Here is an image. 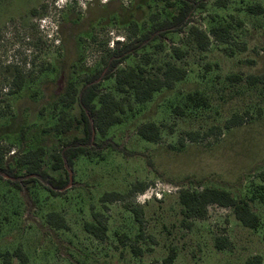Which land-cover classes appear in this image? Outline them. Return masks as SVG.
I'll use <instances>...</instances> for the list:
<instances>
[{
  "label": "rangeland",
  "instance_id": "rangeland-1",
  "mask_svg": "<svg viewBox=\"0 0 264 264\" xmlns=\"http://www.w3.org/2000/svg\"><path fill=\"white\" fill-rule=\"evenodd\" d=\"M193 1L204 6L193 12L189 24L119 66L141 67L146 77H160L165 63L171 62L187 71L185 79L142 105L130 97L132 110L103 138L112 148L101 150L95 145V156L77 157L68 171L71 181L62 195L53 197L45 182L23 183L25 167L17 161L42 147V170L52 178L65 179L63 170L52 169V155L63 143L81 137L82 129L75 126L62 136L47 131L63 112L68 118H79L76 104L64 108L58 102V81L64 88L73 82L80 89L85 75L103 67L102 60L116 41H126L135 30L141 35L153 21L169 20L179 4L176 0H0V161L23 183L17 190L0 181L4 204L0 205L4 226L0 255L20 247L28 264H165L174 251L172 264H245L254 255L264 264L260 176L264 173V87L246 82L249 75L264 76V15L245 10L253 4L264 7V0ZM215 26L228 28L229 42L211 40L206 51H199L190 28L208 33ZM173 47L186 56L175 60ZM17 71L24 75V84L17 94L9 95ZM231 75L240 81L228 80ZM100 92L123 98L115 90L114 78L103 81ZM196 92L207 99V106L194 107L187 101ZM176 108L183 115H177ZM236 114L245 123L225 130L224 123ZM147 122L160 127L156 144L141 141L136 134ZM186 132L210 134L180 147L178 139ZM104 140L96 136L95 143ZM136 182L146 186L144 192L154 189L162 196L145 204L135 200L138 194L127 198L143 210L140 239L138 225L122 203L100 202L105 193L127 194ZM207 187L226 190L246 202L259 218L258 228L243 227L232 209L217 206L208 208L204 220L187 226L178 192ZM50 212L63 216L70 230L49 228L45 219ZM94 212L106 224L103 242L83 233V223L93 222ZM122 233L128 241L121 243ZM216 238L228 240L226 249L215 248ZM11 264L20 263L11 258Z\"/></svg>",
  "mask_w": 264,
  "mask_h": 264
},
{
  "label": "trees",
  "instance_id": "trees-1",
  "mask_svg": "<svg viewBox=\"0 0 264 264\" xmlns=\"http://www.w3.org/2000/svg\"><path fill=\"white\" fill-rule=\"evenodd\" d=\"M179 4L178 11L169 20L153 21L150 28L136 35V30L133 35L129 36L126 41H116L111 51L103 58V67L93 73L83 77L80 89H77L73 82H70L65 88L62 80L58 81V102L64 108H70L76 104L79 109V118L74 120L68 118L66 113H61L57 123L48 132H53L58 136L65 135L73 127H81L82 136L73 137L72 140L63 143L58 151L52 155V169L54 171L63 170L65 179H55L50 177L42 170V160L44 149L38 147L35 150H30L22 155L18 161V166L25 167L26 181L23 183L35 184L37 181L45 182L47 191L53 197H59L70 182L69 170H72L74 161L77 157H93V148L96 145L98 149L112 148V144L104 139L110 128L115 125H120L123 122V116L127 111L132 110L133 102L142 105L152 100L155 93L162 89H172L174 85L185 79L187 71L184 68L178 67L171 62L165 63L162 68L160 77H146L145 71L141 68L120 69L122 62L149 46L152 42L164 38L169 33L179 32L187 24L193 12L197 8H202L204 5H197L193 0H176ZM173 6V3H168ZM246 12L251 15H264V7L260 4L248 5ZM190 35L193 36L196 47L199 51H206L211 40L217 43L226 44L229 42L231 35L225 26L212 27L208 33L201 31L195 27L190 28ZM244 47L241 48L243 50ZM172 56L175 60H182L186 56V52L178 47H173ZM114 78L115 90L123 95V98L116 100L110 94H102L100 92V84L103 81ZM231 81H240V78L231 75L227 77ZM246 82L250 86L260 84L264 87V76L249 75ZM24 75L17 71L11 81V90L9 95L17 94L23 87ZM97 100L96 105L95 101ZM187 101L194 107L207 106V99L199 93H193L187 96ZM177 115H183V110L176 108ZM242 115H233L225 123L223 128L229 130L231 128L244 124ZM172 131V127H169ZM137 136L141 141L146 143L156 144L160 141V127L153 122L141 124L137 131ZM210 133L200 135L198 132H186L178 139L180 147L185 145V142L195 143L203 137H207ZM96 136L102 138L100 143L96 142ZM104 138V139H103ZM262 182H264V173L260 174ZM15 171L6 167L0 161V181L8 182L14 189H22V181L18 180ZM27 187V186H26ZM146 186L141 182L132 184L128 193L110 192L105 193L100 197L102 204L122 203L123 208L133 215L134 221L138 225L139 232L137 239L143 237V210L130 202L127 198L133 195H140L145 191ZM137 195V196H138ZM135 197V200L137 198ZM156 200V199H155ZM178 202L182 207V216L190 226L194 220L202 221L207 217L208 208L217 206L220 208L232 209L235 219L240 224L248 229L255 230L259 226V218L252 213L248 204L244 201L235 199L232 194L226 190L218 188H202L199 191H189L181 189L178 192ZM3 203H0L2 205ZM4 205V204H3ZM93 222L85 221L83 223V233L99 242L106 239L107 228L106 224L99 220L100 213L94 212L91 214ZM45 222L49 228L57 231L70 230V225L65 218L57 212H50L46 215ZM3 224H0V239L3 235ZM119 242L128 241L127 235L118 236ZM228 240L224 238H216L215 248L219 251L226 249ZM24 248V247H23ZM133 253L138 255L139 250H134ZM3 264H11V258L18 259L20 264H28V257L25 249L17 247L12 253L5 252L0 255ZM175 258L174 251H171L165 259V264H172ZM245 264H262V258L259 255H254L248 258Z\"/></svg>",
  "mask_w": 264,
  "mask_h": 264
},
{
  "label": "built area",
  "instance_id": "built-area-1",
  "mask_svg": "<svg viewBox=\"0 0 264 264\" xmlns=\"http://www.w3.org/2000/svg\"><path fill=\"white\" fill-rule=\"evenodd\" d=\"M161 197L162 196L160 193L154 191V189H151L149 192L146 191L143 194L138 195L136 200L140 204H145L147 201H149L152 198H155L156 200H160Z\"/></svg>",
  "mask_w": 264,
  "mask_h": 264
},
{
  "label": "water",
  "instance_id": "water-1",
  "mask_svg": "<svg viewBox=\"0 0 264 264\" xmlns=\"http://www.w3.org/2000/svg\"><path fill=\"white\" fill-rule=\"evenodd\" d=\"M70 181H71V177H70Z\"/></svg>",
  "mask_w": 264,
  "mask_h": 264
}]
</instances>
